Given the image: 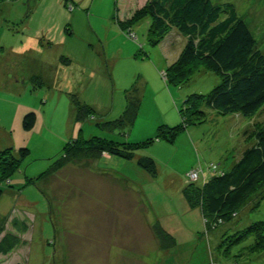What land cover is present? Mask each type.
<instances>
[{"label": "rangeland", "instance_id": "1", "mask_svg": "<svg viewBox=\"0 0 264 264\" xmlns=\"http://www.w3.org/2000/svg\"><path fill=\"white\" fill-rule=\"evenodd\" d=\"M152 1L0 0V153L9 150L10 158L18 161L7 179L0 180V239L14 235L9 221L29 225L26 233L18 234L19 245L0 254V264H70L66 249H73V239L81 244V264L117 263L114 256L97 261L86 255L99 242L91 238L97 234L89 226L83 229L73 211L75 200L91 195L92 173L104 181L112 178L96 176L100 163L142 185L158 217L172 213L175 224L193 228L188 244H181L179 234L178 244L169 251L162 249L164 239L156 238L160 251L148 242L142 253H147L146 264H264V183L226 221L208 217L207 229L202 197L192 208L182 195L185 185H202L228 172L242 152L255 145L256 136L264 134V106L243 117L200 104L202 119L187 123L171 141L159 137L160 127L178 126L180 116L191 119L187 100L206 97L220 79L205 69L182 85L165 78L186 38L173 29L166 40L153 45L149 15L131 26L121 24ZM211 1L234 6L264 55V0ZM127 94L140 102L132 127L121 134L98 126L120 118ZM72 95L100 118L75 122ZM26 108L30 111L24 113ZM27 113L36 115L29 131L21 126ZM93 138L139 144L133 151L155 161V177L134 162L100 160L106 153L62 162L70 143ZM21 148L29 151L24 158L18 154ZM68 228L75 235L67 237ZM126 245L132 248L134 243Z\"/></svg>", "mask_w": 264, "mask_h": 264}, {"label": "trees", "instance_id": "2", "mask_svg": "<svg viewBox=\"0 0 264 264\" xmlns=\"http://www.w3.org/2000/svg\"><path fill=\"white\" fill-rule=\"evenodd\" d=\"M148 15L152 21L149 33L153 45L161 44L173 29L186 38L180 55L169 66L165 78L182 85L198 70L205 69L220 79L219 84L206 97L199 96L195 100H187L192 106L191 119L180 116L182 121L178 126L160 127L159 137L171 141L180 130L186 128L187 123L202 119L203 112L197 111L200 104L222 115L243 117H251L264 106V55L234 6L227 4L219 7L211 0H153L145 9L136 11L129 21L121 24L131 26ZM70 99L72 118L75 122L82 123L91 118H100L90 106L81 103L77 96L72 95ZM139 108V100L129 95L120 118L113 122H102L98 126L125 134L136 120ZM183 112L185 109L182 114ZM35 122L36 115L27 113L22 119V129L31 130ZM255 141V145L242 152L240 159L228 172L213 176L209 182L202 185L194 183V188L185 185L183 195L190 207L197 206L198 196L202 197L201 208L206 229L211 221L208 217L226 221L227 215L243 205L245 199L264 183V134L257 135ZM150 142L151 140H148L145 143ZM69 146L64 150L66 156L62 160L63 163L91 159L106 153L110 157L134 162L151 177H155L157 173L152 158L134 153L135 147H141L139 144H119L93 138L89 141L78 140ZM2 154L5 156L1 157ZM18 154L20 158H24L29 151L21 148ZM10 156L9 150L0 153V180H6L8 174L17 168L18 161ZM1 196L0 190V198ZM15 220L8 222L15 232L14 235L7 233L0 239L2 255L12 252L20 244L18 234L29 230L26 221ZM156 235L158 239L165 240L162 242V249L169 251L176 245L175 239L167 232L162 231Z\"/></svg>", "mask_w": 264, "mask_h": 264}, {"label": "crops", "instance_id": "3", "mask_svg": "<svg viewBox=\"0 0 264 264\" xmlns=\"http://www.w3.org/2000/svg\"><path fill=\"white\" fill-rule=\"evenodd\" d=\"M28 111L30 109L26 108L24 113ZM100 160L111 161L112 157L103 155ZM77 170L78 174L82 173L80 167ZM95 171L96 176L104 177L110 174L112 178L104 181L103 178L94 177V173H92L93 190L91 189V195L87 196L86 194L84 198L81 197L74 202L73 211L76 213L74 216L81 221L82 226H80L83 229L85 226H89L90 232L97 234V236L95 235L96 239L93 236L91 238L99 241L97 244L89 246L90 252L84 254L97 261L103 260L105 256L110 261L114 259V256L116 264H146L147 253H144L145 256L142 253L144 250L146 251L148 242L155 245L156 250H161L158 248L160 246L157 243L158 236L156 234L162 233V231L172 236L176 245L179 234L183 236L181 244L189 243V239L186 237L193 236L191 234L193 228L188 229L187 224L185 228L180 224H175L172 213L162 214L158 217L142 185L129 179L122 170L109 167V165L96 164ZM183 198L188 206L184 195ZM85 219L91 220L90 223ZM69 230L68 228L67 237L71 234L75 235L76 231ZM73 241L75 242V244L71 242L74 245L73 249L70 248L71 251L69 248L66 249L68 263L81 264L78 262V257L83 254L81 244L75 239ZM130 241L134 243L132 248L126 245ZM82 258L84 259L85 256L83 255Z\"/></svg>", "mask_w": 264, "mask_h": 264}, {"label": "built area", "instance_id": "4", "mask_svg": "<svg viewBox=\"0 0 264 264\" xmlns=\"http://www.w3.org/2000/svg\"><path fill=\"white\" fill-rule=\"evenodd\" d=\"M197 175V174H196Z\"/></svg>", "mask_w": 264, "mask_h": 264}]
</instances>
